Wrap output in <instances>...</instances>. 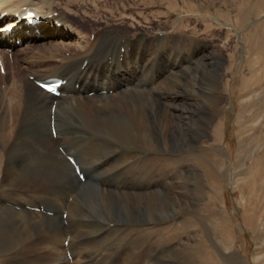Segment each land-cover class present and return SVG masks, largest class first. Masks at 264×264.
Wrapping results in <instances>:
<instances>
[{"label":"bare ground","instance_id":"1","mask_svg":"<svg viewBox=\"0 0 264 264\" xmlns=\"http://www.w3.org/2000/svg\"><path fill=\"white\" fill-rule=\"evenodd\" d=\"M36 1L0 0V16L6 13L8 21L7 26L0 28V49L5 52L3 48H10L16 57L21 50L16 46L17 40L30 42L28 51L39 52L43 61L59 64L51 78L63 79L66 85L61 98L29 81L18 83L15 79L8 87L21 94L31 122L20 124L21 130L27 128V132L20 130L16 134V123L8 120L6 110L0 108V187L6 191V195H0V258H10L5 264L25 263L24 258L43 251L45 248L40 250L39 246L46 244L49 250L59 251V258L70 253L85 255L88 260V255L106 251L110 256L117 255L114 264H172L163 257L176 252L174 245L163 250L150 247L142 234L150 229L155 236L158 226L172 225L179 213L186 211L176 204L178 184L173 165L178 152L186 150L192 141L193 118L205 120L209 111L215 118L220 115V94L192 105V92L185 89L187 72L174 73L180 69L174 64L161 71L163 58L158 59L153 49L148 51L151 57L147 60L148 52L139 49L140 41L148 42L146 36L134 40L122 26L97 17L89 18L94 21L96 33L91 41L85 26H70L56 13L55 1ZM104 2L68 0L66 7L92 6L99 12ZM38 8L43 10L38 12ZM29 12L48 21L27 27ZM73 15L83 19L80 10ZM53 20L64 24L61 30ZM10 27L15 29L6 34ZM58 32L60 41L55 42L52 38ZM73 36L75 40L65 45L64 41ZM43 39L46 42L39 44ZM150 42L153 44L152 39ZM2 50L0 58L6 76L0 80L5 83L9 79L7 72L13 76L17 71L14 66L8 68ZM169 61L168 57L165 65ZM210 63L214 64V60ZM198 64L204 66V60ZM184 104H188V109ZM213 121L214 118L209 123ZM67 156L74 157L86 173L85 182L79 179ZM162 160L171 167L164 177L153 170V165ZM199 170L208 177L217 172L200 163V169L191 170L198 182ZM201 189L198 188L199 193ZM184 194L182 199L187 196ZM256 215V211L254 215L246 212L244 223L253 228ZM96 217L98 223L93 222ZM224 226L218 222L213 229L216 237L222 236V246L227 236ZM117 234H121L118 240ZM68 239L75 241L72 249L69 241L68 246L61 248L59 242L64 244ZM112 239L114 244L105 245ZM209 243V235H197L181 262L205 264ZM53 251L48 255L54 256ZM28 263L41 264L42 259Z\"/></svg>","mask_w":264,"mask_h":264},{"label":"rangeland","instance_id":"2","mask_svg":"<svg viewBox=\"0 0 264 264\" xmlns=\"http://www.w3.org/2000/svg\"><path fill=\"white\" fill-rule=\"evenodd\" d=\"M53 1L56 2V13H60L70 26L79 29L85 26L91 41L95 39L96 33L92 26L94 21L89 18L97 17L114 26H122L134 40L146 36L148 42L143 44L140 41L139 49L144 52L155 50L157 58H163L161 71L174 64L180 67L174 73L187 72L185 89L192 92L189 100L193 102L192 105L201 104L220 94V115L215 118L209 111L205 120L193 118L195 127L192 141L186 150L178 152L179 156L173 165L178 184L176 204L186 211L179 213L172 225L167 223L158 226L155 236L150 229L145 230L143 240L149 242L150 247L157 246L159 250L173 244L175 255L170 256L171 259L163 257L165 262L170 261L172 264H183L181 258L185 255L184 251H188L197 235H209L211 249L205 255V264H264V0H106L99 12H95L92 6L67 8L68 0ZM106 9H112L113 12L107 13ZM42 10L38 8V12ZM79 10L83 19L73 15ZM53 21L61 30L64 24ZM7 23V17L1 19L0 16V28ZM135 27L138 30H134ZM74 38L76 36L66 39L64 44H71ZM44 39L39 44L46 42ZM52 40L60 41L59 32ZM28 46H18L21 50L16 57L12 55L13 52L5 50V53L0 49L6 56L8 68L14 66L17 71L13 76L8 71L9 79L5 83L0 80V108L6 110L8 120L16 123V134L21 130L20 124L31 120L19 97L21 94L8 87L15 79L18 83L29 81L35 86V80L51 78L59 66L54 62L43 61V55L28 51ZM72 52L67 54L71 55ZM146 57L150 60L149 52ZM168 57L170 61L165 65ZM25 58L26 63L23 61ZM200 59L204 60V66L198 64ZM213 60L214 64H211ZM5 76L6 72L5 75L0 72V78ZM3 92L5 96H2ZM198 95H203V98ZM183 106L188 109V104ZM213 118L214 121L209 123ZM21 132H27V128H22ZM216 137L220 139L216 141ZM202 162L217 172L208 177L199 170L198 182L191 170L200 169ZM170 169L166 160L153 165V170H157L161 177L167 175ZM199 187H203L200 193ZM183 194L187 196L182 199ZM0 195H6L5 189L1 187ZM69 200L71 203L72 199ZM255 211L254 227L250 228L244 223V215L246 212L254 215ZM98 218H94L93 222L98 223ZM217 218L219 221H216ZM193 222L196 227L192 226ZM218 222L226 228L224 246L221 243L222 236L216 237L218 234L213 231ZM119 235L115 237L117 240ZM168 235L175 237L169 238ZM113 239L105 245L114 244ZM68 241L72 249L75 241ZM65 245L59 242L61 248ZM45 246L40 245V250L45 249L24 258L25 263L21 264L34 263L38 259H42L44 264H59L60 260L62 264H114L112 261L117 256L111 257L104 251L88 255V260L85 255L59 258V251L49 250ZM52 251L55 255L51 257L48 253ZM9 259L0 258V264H5Z\"/></svg>","mask_w":264,"mask_h":264}]
</instances>
